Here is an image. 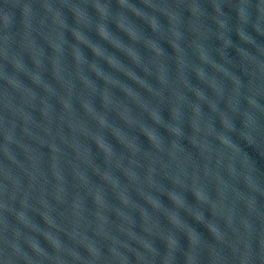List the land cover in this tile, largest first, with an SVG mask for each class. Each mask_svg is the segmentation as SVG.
Instances as JSON below:
<instances>
[{"label": "water", "instance_id": "95a60500", "mask_svg": "<svg viewBox=\"0 0 264 264\" xmlns=\"http://www.w3.org/2000/svg\"><path fill=\"white\" fill-rule=\"evenodd\" d=\"M0 264H264V0H0Z\"/></svg>", "mask_w": 264, "mask_h": 264}]
</instances>
